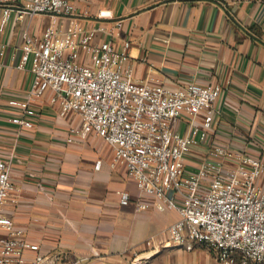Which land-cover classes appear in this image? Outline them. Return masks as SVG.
<instances>
[{
  "label": "crops",
  "instance_id": "1",
  "mask_svg": "<svg viewBox=\"0 0 264 264\" xmlns=\"http://www.w3.org/2000/svg\"><path fill=\"white\" fill-rule=\"evenodd\" d=\"M70 21L95 30V42L111 38L127 51L138 80L223 86L209 139L194 146L188 170L211 144L264 158V0H84ZM49 23L46 15L13 13L0 31V156L10 163L13 185L5 215L40 252L60 253L61 264H221L201 244H169L177 210H136L144 196L124 166H111L113 149L103 138L68 142L69 128L81 125L78 115L61 116L46 97L33 128L10 121L20 110L9 100L24 99L34 77L32 62L18 68L23 33L41 36ZM186 127L181 120L182 134ZM121 190L131 195L128 205L120 203Z\"/></svg>",
  "mask_w": 264,
  "mask_h": 264
},
{
  "label": "built area",
  "instance_id": "2",
  "mask_svg": "<svg viewBox=\"0 0 264 264\" xmlns=\"http://www.w3.org/2000/svg\"><path fill=\"white\" fill-rule=\"evenodd\" d=\"M77 1L84 0H0L1 32L13 13L50 18L41 36L23 33L18 68L32 62L34 77L24 99L9 100L20 110L10 121L33 128L36 108L48 97L61 116L80 118L79 127L69 128L68 142L95 134L112 147L111 166H124L144 196L135 201L137 211H178L179 220L167 228L170 245L201 244L216 251L221 264H264V158L211 144L187 168L194 146L209 139L223 86L171 88L136 79L127 51L111 38L95 42V30L70 21ZM181 120L187 122L184 134ZM101 166L97 160L94 168ZM12 189L10 163L0 156V264H61L60 253L40 252L5 215ZM118 194L122 205L130 203L128 191Z\"/></svg>",
  "mask_w": 264,
  "mask_h": 264
},
{
  "label": "bare ground",
  "instance_id": "3",
  "mask_svg": "<svg viewBox=\"0 0 264 264\" xmlns=\"http://www.w3.org/2000/svg\"><path fill=\"white\" fill-rule=\"evenodd\" d=\"M64 48V44L61 45Z\"/></svg>",
  "mask_w": 264,
  "mask_h": 264
}]
</instances>
